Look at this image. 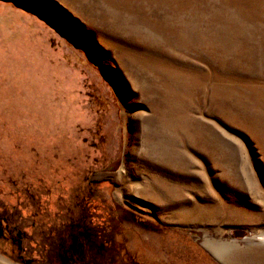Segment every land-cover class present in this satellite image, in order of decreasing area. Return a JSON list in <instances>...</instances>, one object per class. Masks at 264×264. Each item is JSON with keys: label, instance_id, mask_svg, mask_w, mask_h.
<instances>
[{"label": "rangeland", "instance_id": "rangeland-1", "mask_svg": "<svg viewBox=\"0 0 264 264\" xmlns=\"http://www.w3.org/2000/svg\"><path fill=\"white\" fill-rule=\"evenodd\" d=\"M0 264H264V0H0Z\"/></svg>", "mask_w": 264, "mask_h": 264}, {"label": "bare ground", "instance_id": "bare-ground-1", "mask_svg": "<svg viewBox=\"0 0 264 264\" xmlns=\"http://www.w3.org/2000/svg\"><path fill=\"white\" fill-rule=\"evenodd\" d=\"M211 246V245H210ZM215 251V250H214ZM216 253H217V251H216Z\"/></svg>", "mask_w": 264, "mask_h": 264}]
</instances>
